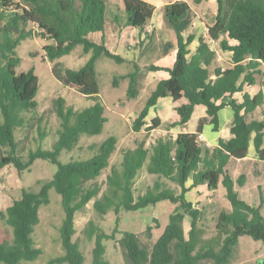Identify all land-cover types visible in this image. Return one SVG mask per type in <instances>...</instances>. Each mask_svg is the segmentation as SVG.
I'll use <instances>...</instances> for the list:
<instances>
[{
	"label": "trees",
	"instance_id": "1",
	"mask_svg": "<svg viewBox=\"0 0 264 264\" xmlns=\"http://www.w3.org/2000/svg\"><path fill=\"white\" fill-rule=\"evenodd\" d=\"M201 1L208 0H196ZM216 3L214 21L206 25L203 35L189 31L193 17L189 2L173 0L165 4L164 14L175 35V59L171 66L153 63L146 66L151 71H166L168 76L156 81L131 127L139 132L147 124L150 108L159 98L167 96L179 101L175 106L179 119L171 127H183L197 105L205 107L206 115L198 120L194 132L180 131L174 140L158 137L148 145L146 137L136 139L132 148L120 150L117 165L112 162L118 149L115 135L92 142L85 157L72 155L65 162L59 159L62 151L69 153L80 148L83 136L101 133L107 121V105L96 80V60L105 55L119 64L127 61L107 45L103 36L100 41L90 37L91 33H103L105 29L108 0H0V169L11 165L20 174L29 170L36 159L56 165L50 178L37 180V189L21 188L20 196L0 210V223L12 228L11 239L0 240V263L24 264L41 255L42 249L36 246L32 234L39 222L40 206L50 202L51 189L61 197L64 215L59 236L63 254L51 258L49 264L85 263L84 252L74 239L75 216L89 202L101 215L108 212L117 215L110 233L92 221L87 223L84 233L94 239L89 264H111L104 241L115 239L120 211L141 210L163 200L175 207L151 248L135 232H121L119 242L126 254V264H198L203 259H210L212 264H226L240 236L246 234L264 241L261 212L264 196L260 192L258 205L242 198L236 186L244 185L246 175L240 173L234 178L228 167L230 160L246 158L251 142L254 164L264 163V115L255 116L258 108H264V0H216ZM154 10L147 0H138L134 8L126 6L125 24L142 29ZM33 35L48 41L42 50L52 62L56 79L65 86H75L91 103L75 110L62 97L53 98L46 111L57 115L60 128L51 139V147L39 145L24 158L18 152L15 130L24 124L25 113L35 114L39 79L33 68L17 73L20 57L16 48ZM210 41L231 52L227 65L218 63ZM78 46L89 54L82 65L70 68L58 60ZM172 46L169 41L162 43L163 53ZM131 63L133 70L122 76L128 79L127 99L137 95L136 76L141 70L136 61ZM117 78L115 75L112 78L114 87L118 86ZM254 85H259L256 93L245 90ZM237 93L241 99L234 96ZM225 107L232 110L231 137H219L217 145L209 148L198 137L205 124H210L213 131L219 130V113ZM160 124L157 115L152 117L146 127L147 134ZM143 171L144 190L136 187ZM103 174L105 180L100 181ZM220 181L231 208L219 213L215 234L203 238L198 229L202 211L198 203L187 198V193L198 185L215 191ZM186 216L190 223L187 232L183 226ZM152 228L148 225L146 232L150 233Z\"/></svg>",
	"mask_w": 264,
	"mask_h": 264
},
{
	"label": "rangeland",
	"instance_id": "2",
	"mask_svg": "<svg viewBox=\"0 0 264 264\" xmlns=\"http://www.w3.org/2000/svg\"><path fill=\"white\" fill-rule=\"evenodd\" d=\"M154 7L152 19L144 28L127 26L126 22V6L134 8L138 0H108L109 10L106 17L105 29L102 32H93L90 37L95 41H100L103 34L107 45L116 53L126 57L127 61L116 63L113 59L101 55L95 64L96 80L99 85L100 93L104 95L106 102L105 115L107 121L104 124L101 133L87 137L83 136L80 140L78 149L73 152L62 151L59 159L65 162L69 157L80 156L85 157L90 153L88 145L92 142H101L110 135H115L118 139V149L112 156V162L119 165L120 150L122 148H132L136 139L146 137L148 145L155 141L158 137L174 140L176 128H171L175 106L171 102L167 103L168 119L164 120L169 125H161L158 130H154L151 135L147 134L146 127L149 125L150 119L154 117L149 114L146 118V123L139 132L132 130V122L137 116V113L143 107L145 97L148 96L154 88L156 78H151L153 75L151 70L146 68L151 63H166L170 64L174 56V32L168 23L165 14L164 6L173 0H147ZM192 6V23L189 26V31L198 35H203L206 32V25L214 21L217 3L216 0H208L196 2V0H185ZM117 17V18H116ZM28 24V28H31ZM150 35V38L147 37ZM171 42L173 46L163 53L161 44ZM44 38L39 36H28L17 46L16 52L20 57V63L16 67L17 73L27 71L33 68L34 73L39 79V89L35 96L37 107L35 114L30 112L25 113L26 118L22 126H18L15 130V138L18 143V152L25 158L30 150L37 148L39 145L44 148L51 147V139L57 134L60 128V119L54 112L46 111L51 105L53 98L62 97L66 105L72 106L75 110H80L85 106H89L91 101L85 95H81L75 86H65L59 82L52 73V62L49 61L42 50V47L47 43ZM209 45L215 50L217 61L221 65H227L230 62L231 52L222 50L217 42L210 41ZM194 47V44H193ZM89 54H85L78 46L70 54L60 57L65 66L77 68L82 65L88 58ZM132 61H136L140 66L139 72V92L136 97L127 99L125 97L128 86V79L122 76L133 70ZM117 76L118 86L112 85L113 76ZM155 77L158 75L154 74ZM258 86L252 87L251 90H257ZM88 94H91L88 93ZM238 97H240L238 95ZM176 104V103H175ZM195 109L192 117L188 122L189 130H196L200 110L204 106L199 105ZM264 108H258L255 116L262 117ZM1 120V114H0ZM153 134V135H152ZM226 132L223 133L225 135ZM203 142V141H202ZM204 144V143H203ZM0 153L1 150H0ZM254 145L251 142L249 147V156H254ZM230 167L234 171V177L240 173L247 175L246 183L240 188V195L249 203L258 205L260 203V192L264 196V164L259 163L257 166L253 164V160L243 162H231ZM56 165L42 159H36L29 170L25 169L18 174L17 170L11 165H6L0 169V210H4L11 202L20 196L21 188L37 189V180L50 178L55 172ZM100 181L105 180V174L99 177ZM146 181L145 171H143L136 182V187L144 190ZM204 192H188L187 198L198 203L197 206L202 211L201 220L198 224L200 235L203 238H211L215 234V224L218 215L221 211H227L231 207L230 202L225 196V188L221 181L218 188L212 193ZM175 205L168 200L157 202L154 205H149L144 209L137 211H120L118 216V232L115 234V239L105 240L106 257L111 264H126V254L121 246L119 239L121 232L130 230L135 232L139 239L152 247L162 233L165 224L168 222L169 214L174 209ZM261 212L264 217V203L261 207ZM63 209L61 206V197L54 189L50 190V202L39 208V222L34 228L32 234L36 246L41 247V255L33 261H24V264H49L51 258L63 254V249L60 242L59 227L63 219ZM116 214L108 212L99 214L93 209L92 202L76 213L75 227L76 233L74 239L79 243L80 248L85 255V263L89 264L91 259V249L94 239L88 238L84 230L89 221L94 222L106 232H112L116 225ZM157 219V222L153 221ZM148 225L153 226L150 233L146 232ZM184 229L187 232L190 228L189 218H184ZM12 228L0 223V240L11 239ZM2 264V263H0ZM67 264V263H53ZM145 264H150L146 262ZM198 264H212L210 259H203ZM226 264H264V241L256 240L249 235L239 237L238 244L232 254V257Z\"/></svg>",
	"mask_w": 264,
	"mask_h": 264
},
{
	"label": "crops",
	"instance_id": "3",
	"mask_svg": "<svg viewBox=\"0 0 264 264\" xmlns=\"http://www.w3.org/2000/svg\"><path fill=\"white\" fill-rule=\"evenodd\" d=\"M152 19V18H151ZM102 36H103V34H102ZM101 39V38H100ZM175 51H176V49H174V56H173V59H172V62L170 63V64H166V63H161V64H157V63H153V64H155V65H160V66H171L172 64H173V62H174V59H175ZM97 61V60H96ZM95 64H96V62H95ZM153 73V75H151V78H156L155 79V81H154V83L157 81V80H159V79H161V78H165V77H167L168 76V73L166 72V71H163V70H159V71H154V72H152ZM154 74L156 75H158L157 77H155L154 76ZM96 75H97V73H96ZM138 77H139V73H138V75H137ZM137 76H136V78H137ZM137 93L139 92V87L141 86L140 84H139V80H137ZM256 86H258V88H257V90H254V91H252L251 90V88L252 87H256ZM155 87V86H154ZM258 89H259V85H254V86H249V87H245V90H247L249 93H251V94H254V93H256L257 91H258ZM152 90H153V88H152ZM151 90V91H152ZM99 94L100 95H102L103 97H104V95L103 94H101L100 93V90H99ZM238 95L240 96V94L239 93H237V94H235L234 96L235 97H237L238 99H241V96L240 97H238ZM145 98H147V96L145 97ZM104 101H105V99H104ZM145 101V100H144ZM169 102H171V104L172 105H174V106H176L178 103H179V101H173L172 100V98L171 97H169V96H167V97H162V98H159L158 99V101H157V103H156V105L154 106V107H152V108H150V111H149V113H148V115L149 114H152L153 112H155V114L153 115V116H155V115H157L159 118H160V120H161V124H160V126L161 125H168L169 123H167V122H165L164 120H167L168 119V111H167V103H169ZM106 103V102H105ZM176 103V104H175ZM197 106H199V105H197ZM195 107V109L196 108H198V107ZM195 111V110H194ZM194 113V112H193ZM206 115V112H205V107H204V109H201L200 110V115H199V119L201 118V117H203V116H205ZM174 116V117H173ZM219 116H220V127H219V130L218 131H213L212 130V126L210 125V124H205L204 126H203V130H202V133L200 134L201 135V137H202V141H200L202 144L204 143L207 147H209V148H213V147H215L216 145H217V141H218V138L219 137H223V138H230L231 137V133H230V131H229V128H230V123H231V119H232V110L229 108V107H225V108H223V109H221L220 110V113H219ZM148 117V116H147ZM146 117V118H147ZM172 117H173V119H172V121H177L178 119H179V116H178V114H177V112H176V110L174 109V113H173V115H172ZM192 117V116H191ZM198 119V120H199ZM189 122V121H188ZM188 122L183 126V127H180V129L179 128H176V134L177 133H179L180 131H187V132H194L193 130H189L188 129ZM148 124V123H147ZM159 126V127H160ZM197 126V125H196ZM159 127H157V128H155V129H152L151 131H150V135H151V133L154 131V130H158V128ZM176 127H179V126H176ZM171 128H175V127H170V130H172ZM224 132H226V134L225 135H223V133ZM176 134H175V137H176ZM153 135V134H152ZM175 137H173V139H175ZM163 138V137H162ZM152 142H153V139H152ZM147 144H148V139H147ZM250 147V146H249ZM248 153H249V150H248ZM250 159H252L253 160V164H254V160H255V153H254V156H249V155H247L246 156V158H244V159H242V160H230V163H229V165H228V167L230 168V170L232 171V174H233V177H234V171L232 170V168L230 167V164H231V162H243V161H247V160H250ZM259 163H262V164H264L263 162H261V161H259L258 162V164ZM257 164V165H258ZM255 165V164H254ZM257 165H255V166H257ZM246 175V174H245ZM234 178H236V177H234ZM246 179H247V175H246ZM246 179H245V183H246ZM245 183H244V185H245ZM243 185V186H244ZM240 187H242V186H240ZM236 189L238 190V192L240 191V188H237V186H236ZM202 190H204V192H209V193H212L213 191H209L207 188H206V186L205 185H198V186H196V187H194V188H192L189 192H192V191H195V192H199V193H201V191ZM205 193V194H206ZM240 193V192H239ZM248 202V201H247ZM194 203V202H193ZM195 206H196V204H195Z\"/></svg>",
	"mask_w": 264,
	"mask_h": 264
},
{
	"label": "built area",
	"instance_id": "4",
	"mask_svg": "<svg viewBox=\"0 0 264 264\" xmlns=\"http://www.w3.org/2000/svg\"><path fill=\"white\" fill-rule=\"evenodd\" d=\"M198 141H199V142L202 141V137H201V135H199V137H198Z\"/></svg>",
	"mask_w": 264,
	"mask_h": 264
}]
</instances>
